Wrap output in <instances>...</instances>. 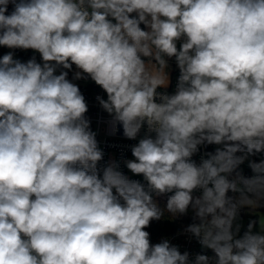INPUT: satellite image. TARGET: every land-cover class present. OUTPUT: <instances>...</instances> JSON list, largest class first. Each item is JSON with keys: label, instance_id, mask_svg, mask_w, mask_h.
Returning <instances> with one entry per match:
<instances>
[{"label": "clouds", "instance_id": "obj_1", "mask_svg": "<svg viewBox=\"0 0 264 264\" xmlns=\"http://www.w3.org/2000/svg\"><path fill=\"white\" fill-rule=\"evenodd\" d=\"M0 46L43 62L0 58V264H264L257 221L240 238L233 227L264 206V159L237 171L264 153V0H0ZM173 58L176 91L158 92ZM73 65L125 138L147 126L125 161L146 186L98 167L85 98L55 74ZM202 145L221 147L197 166ZM153 193H173L174 216L191 208L185 231L213 256L150 243Z\"/></svg>", "mask_w": 264, "mask_h": 264}, {"label": "built area", "instance_id": "obj_2", "mask_svg": "<svg viewBox=\"0 0 264 264\" xmlns=\"http://www.w3.org/2000/svg\"><path fill=\"white\" fill-rule=\"evenodd\" d=\"M172 65V80L169 86L165 88L157 89L158 92H167L168 94H174L176 91V86L178 83L179 69L176 66L174 58L169 60ZM87 85H78L81 93L85 98V102L88 105V112L85 114L86 119L90 121V129L95 132L96 140L98 142V148L103 152V158L98 162V167L103 168L111 162H116L119 165V170L123 172L130 180H136L146 186L147 182L144 180L142 174L134 175L127 169L125 161L134 160L131 153V147L138 144L141 138H144L147 126L141 129L137 138L130 140L124 137L122 125L114 122V117L107 113L106 110L102 108L97 97L107 99L106 93L96 85L90 78ZM159 102V101H158ZM115 125V128H114ZM153 137L155 133L151 134ZM218 145H202L199 151L191 157L197 166L200 165L203 159H207V153H214ZM238 155H241L239 153ZM252 161L260 162L264 159V155L261 153L252 156ZM248 168L242 169V164L239 166L237 171H239L244 177L250 178L254 175L249 164H246ZM194 193L202 194V190L197 189ZM173 193H166L164 195H172ZM162 195H156L153 193V197H159ZM192 223L180 224L172 233L166 235L164 239L170 241L171 244L178 246L181 254L184 252L189 253V260L194 262L197 254H205L208 256H213L214 253L210 249L203 248L199 243L198 239L194 237L191 233L185 231V229Z\"/></svg>", "mask_w": 264, "mask_h": 264}, {"label": "rangeland", "instance_id": "obj_3", "mask_svg": "<svg viewBox=\"0 0 264 264\" xmlns=\"http://www.w3.org/2000/svg\"><path fill=\"white\" fill-rule=\"evenodd\" d=\"M9 9H12V6L9 5ZM144 28V26H143ZM147 30V29H145ZM11 52L13 54V59L14 60H19L22 63H26L28 60L32 59L33 57L36 59L38 63H43L42 58L38 52L32 49H9L5 46H0V58H2L5 54ZM147 59V58H144ZM154 62V61H153ZM64 71H69L68 79L77 85H87L88 80L84 79H73L74 73L78 71V69L75 68L73 65V68L71 70H65ZM170 75V82L172 80V65L169 63V68L167 69ZM60 69L57 68V71L55 74H60ZM221 147V146H217ZM216 147V148H217ZM216 150V149H215ZM261 156V154H260ZM135 159V158H134ZM252 156H249L247 160L242 164V169L248 168L246 164H249V161H252ZM255 220L257 221L256 227L253 229L254 232H258L259 230H264V206H261L260 208H257L256 206H251L249 208L244 207L239 210V215L237 220L234 222V229L235 226L238 224L240 226V231L237 234V238H240L243 236V233L247 230V225L249 221Z\"/></svg>", "mask_w": 264, "mask_h": 264}, {"label": "trees", "instance_id": "obj_4", "mask_svg": "<svg viewBox=\"0 0 264 264\" xmlns=\"http://www.w3.org/2000/svg\"><path fill=\"white\" fill-rule=\"evenodd\" d=\"M11 11L12 9H9V12ZM141 27L143 28V25H141ZM59 69L60 71H64V69L62 68ZM68 75H69V71H68ZM238 154L239 153H237V155ZM262 154L264 155V153ZM233 175H235V173ZM193 195L199 196L200 194L193 192ZM228 195L233 196L236 194L229 192ZM169 196L170 195H162L159 197H153L154 202L157 204L158 208L163 213L160 220L152 221L150 223V226L145 229L150 233V243L153 245L161 242L166 235L172 233L180 224L200 222L198 219H194V215L191 208H189L188 213L184 215L177 214L176 216H174L171 213H169L166 209V203Z\"/></svg>", "mask_w": 264, "mask_h": 264}, {"label": "water", "instance_id": "obj_5", "mask_svg": "<svg viewBox=\"0 0 264 264\" xmlns=\"http://www.w3.org/2000/svg\"><path fill=\"white\" fill-rule=\"evenodd\" d=\"M85 79H89L88 77H85Z\"/></svg>", "mask_w": 264, "mask_h": 264}]
</instances>
